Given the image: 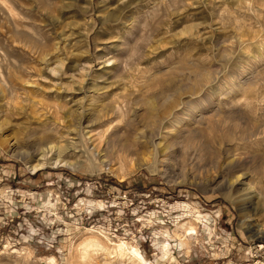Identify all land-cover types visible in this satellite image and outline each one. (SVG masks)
<instances>
[{
  "label": "rangeland",
  "instance_id": "obj_1",
  "mask_svg": "<svg viewBox=\"0 0 264 264\" xmlns=\"http://www.w3.org/2000/svg\"><path fill=\"white\" fill-rule=\"evenodd\" d=\"M124 2L0 0V264H264V0Z\"/></svg>",
  "mask_w": 264,
  "mask_h": 264
},
{
  "label": "bare ground",
  "instance_id": "obj_2",
  "mask_svg": "<svg viewBox=\"0 0 264 264\" xmlns=\"http://www.w3.org/2000/svg\"><path fill=\"white\" fill-rule=\"evenodd\" d=\"M88 1V3H91V1L92 0H87ZM125 0H118V2H119V5L121 4V5H124L125 6V8H126V6H128L129 5V3L128 2H124ZM132 2V1H131ZM133 3V2H132ZM118 6V5H117ZM117 8V7H116ZM160 124V123H159ZM158 133V132H157ZM151 135V134H150ZM155 135L156 134H152V137H155ZM47 138V137H46ZM44 139V138H40V140L39 141H36L37 142V150H38V152H39V154H41V156H42V158L41 159H43V157H45V155L49 152V151H51L52 152V150H54L53 149V145H49V143H51V141H50V139ZM156 142V141H155ZM75 143V142H74ZM126 145V147H125V145ZM128 145H130L129 144V142L126 144V143H122L121 142V146H123V147H125V149L124 150H126V148H128L127 146ZM65 147V146H64ZM56 148H57V146H56ZM61 148V147H60ZM59 148V149H60ZM57 151V150H56ZM58 154V153H57ZM48 155V154H47ZM47 155H46V157H47ZM49 157V156H48ZM47 157V159H43V161H41V162H39V163H36V164H32L31 165V169H32V171L34 172V173H36V172H38V170L39 169H41L42 167H45V165L46 164H48V163H58V162H62V160H60L59 158H56V159H53V158H48ZM226 158H229L228 156L226 157ZM226 160H228V159H226ZM230 160V159H229ZM234 161H235V159H233V163H234ZM65 162V161H64ZM230 163H231V165L233 164L231 161H230ZM229 164V163H228ZM127 246V244L125 243V242H121V243H119V245H118V249L120 250V252H123L124 253V251L126 250L125 248H127L126 247ZM130 250V249H129ZM132 255L134 256V257H136V258H138L140 261L142 260V258H141V256H140V254H139V252H138V250H137V248L135 247V249H133L132 250ZM144 262V261H143Z\"/></svg>",
  "mask_w": 264,
  "mask_h": 264
}]
</instances>
